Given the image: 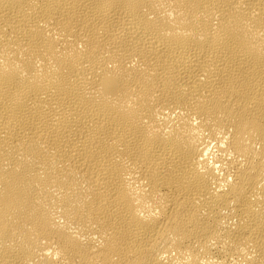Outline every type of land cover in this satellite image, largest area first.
Listing matches in <instances>:
<instances>
[{"label":"bare ground","instance_id":"1","mask_svg":"<svg viewBox=\"0 0 264 264\" xmlns=\"http://www.w3.org/2000/svg\"><path fill=\"white\" fill-rule=\"evenodd\" d=\"M0 264H264V0H0Z\"/></svg>","mask_w":264,"mask_h":264}]
</instances>
